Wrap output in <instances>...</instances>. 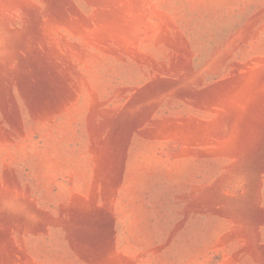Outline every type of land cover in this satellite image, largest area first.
<instances>
[{
    "label": "rangeland",
    "instance_id": "obj_1",
    "mask_svg": "<svg viewBox=\"0 0 264 264\" xmlns=\"http://www.w3.org/2000/svg\"><path fill=\"white\" fill-rule=\"evenodd\" d=\"M0 264H264V0H0Z\"/></svg>",
    "mask_w": 264,
    "mask_h": 264
}]
</instances>
